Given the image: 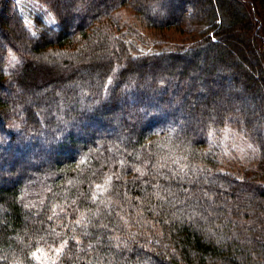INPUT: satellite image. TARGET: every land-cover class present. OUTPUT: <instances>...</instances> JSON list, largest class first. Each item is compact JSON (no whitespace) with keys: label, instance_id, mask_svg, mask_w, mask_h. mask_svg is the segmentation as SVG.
I'll list each match as a JSON object with an SVG mask.
<instances>
[{"label":"trees","instance_id":"16d2710c","mask_svg":"<svg viewBox=\"0 0 264 264\" xmlns=\"http://www.w3.org/2000/svg\"><path fill=\"white\" fill-rule=\"evenodd\" d=\"M17 1L0 0V264H264V0H35L56 21L35 35ZM129 5L198 38L160 46ZM232 127L260 153L243 178L216 146Z\"/></svg>","mask_w":264,"mask_h":264},{"label":"rangeland","instance_id":"374dc122","mask_svg":"<svg viewBox=\"0 0 264 264\" xmlns=\"http://www.w3.org/2000/svg\"><path fill=\"white\" fill-rule=\"evenodd\" d=\"M17 2L26 27L31 32H39L41 25L37 20H41L43 24L49 26H56L55 19L43 4L35 0H18ZM118 15H121L122 19L130 27L137 26L141 29L151 40L163 41L160 43V46L174 48V46L191 45L194 37L198 38V29L188 24L170 29L148 28L143 24L135 9L130 5L121 9ZM215 141L216 146L219 147L223 171L230 172L238 178H243L248 170L257 169L260 153L256 145L243 133L238 132L235 127L223 131L220 136L215 138Z\"/></svg>","mask_w":264,"mask_h":264},{"label":"snow or ice","instance_id":"6c2138e0","mask_svg":"<svg viewBox=\"0 0 264 264\" xmlns=\"http://www.w3.org/2000/svg\"><path fill=\"white\" fill-rule=\"evenodd\" d=\"M33 35H35V33H33ZM97 187L99 188V187H101L100 185H97Z\"/></svg>","mask_w":264,"mask_h":264}]
</instances>
